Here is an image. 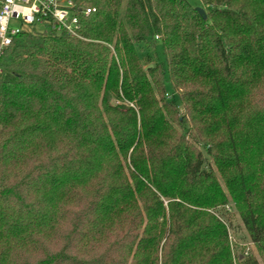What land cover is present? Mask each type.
<instances>
[{"label":"trees","instance_id":"1","mask_svg":"<svg viewBox=\"0 0 264 264\" xmlns=\"http://www.w3.org/2000/svg\"><path fill=\"white\" fill-rule=\"evenodd\" d=\"M73 1L0 55V264H232L227 196L264 256V0Z\"/></svg>","mask_w":264,"mask_h":264},{"label":"built area","instance_id":"2","mask_svg":"<svg viewBox=\"0 0 264 264\" xmlns=\"http://www.w3.org/2000/svg\"><path fill=\"white\" fill-rule=\"evenodd\" d=\"M93 7L76 6L73 0H0V55L21 32L80 35L81 17L94 12ZM166 97H171L166 93Z\"/></svg>","mask_w":264,"mask_h":264},{"label":"rangeland","instance_id":"3","mask_svg":"<svg viewBox=\"0 0 264 264\" xmlns=\"http://www.w3.org/2000/svg\"><path fill=\"white\" fill-rule=\"evenodd\" d=\"M188 1L194 7H200L198 0H188ZM139 54L141 57H144L146 54H149L152 56L154 62L158 61L162 66L165 65L164 53L160 43H156L155 50H153L150 47L143 46V50H139ZM175 91L180 92V89H176ZM175 91L173 92L174 94H176ZM171 92H172L171 88H169L167 85L166 93L171 95ZM176 111H177V115H179L180 117L186 120L185 110L180 103H177ZM183 123H184L182 127L183 129L181 127H176V128H178V131L182 132L183 134L185 133L186 138L190 140L189 135L187 133V130L191 128L190 121L187 119ZM195 145L197 149L202 150V147L200 145L197 144ZM202 152L204 153L203 150ZM211 166L215 173L217 182L222 187V189H224L222 179L220 178L214 166L212 164ZM207 211L213 213L226 226L228 244L230 249V258L232 264H247V262L250 259L255 260L256 264H264V256L262 252L259 250V248L256 247L248 237V234L240 218V210L236 202L232 200L230 196H227L226 203L217 205L216 207L211 209H207Z\"/></svg>","mask_w":264,"mask_h":264},{"label":"water","instance_id":"4","mask_svg":"<svg viewBox=\"0 0 264 264\" xmlns=\"http://www.w3.org/2000/svg\"><path fill=\"white\" fill-rule=\"evenodd\" d=\"M195 10L198 12L199 15L205 17V11L202 7H195ZM152 67V64H149L145 69Z\"/></svg>","mask_w":264,"mask_h":264}]
</instances>
